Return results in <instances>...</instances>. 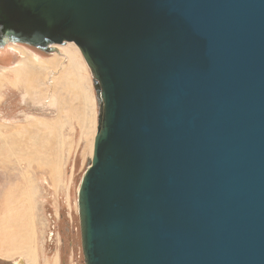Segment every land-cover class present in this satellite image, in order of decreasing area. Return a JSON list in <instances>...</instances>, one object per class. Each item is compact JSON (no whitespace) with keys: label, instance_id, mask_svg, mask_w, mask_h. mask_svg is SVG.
I'll list each match as a JSON object with an SVG mask.
<instances>
[{"label":"water","instance_id":"1","mask_svg":"<svg viewBox=\"0 0 264 264\" xmlns=\"http://www.w3.org/2000/svg\"><path fill=\"white\" fill-rule=\"evenodd\" d=\"M0 26L92 73L86 264H264V0H0Z\"/></svg>","mask_w":264,"mask_h":264},{"label":"rangeland","instance_id":"2","mask_svg":"<svg viewBox=\"0 0 264 264\" xmlns=\"http://www.w3.org/2000/svg\"><path fill=\"white\" fill-rule=\"evenodd\" d=\"M10 45H0V264H51L58 254L61 264H86L78 197L101 113L91 71L74 43L60 45V55ZM16 47L55 64L29 62L14 73L21 60ZM71 49L87 67L89 109L84 98L82 105L70 98L61 81L55 86Z\"/></svg>","mask_w":264,"mask_h":264},{"label":"bare ground","instance_id":"3","mask_svg":"<svg viewBox=\"0 0 264 264\" xmlns=\"http://www.w3.org/2000/svg\"><path fill=\"white\" fill-rule=\"evenodd\" d=\"M13 44L25 45V44H19V43H13ZM67 44H71V43H66L65 45H67ZM65 45H63V46H65ZM25 46H29V45H25ZM29 47H32V46H29ZM58 47H61V46L58 44H52V45H50V48L52 49L51 52H46L43 50H40V51L45 52V53H50V54L51 53H59L58 55H60L61 53L59 52ZM33 48H35V47H33ZM36 49H38V48H36ZM16 51L21 55L22 59L19 61V63L15 64L13 66V72L14 73H17V74L23 73V71H25V69L29 66V62H32L33 64H36V65L41 66V67H43V66L44 67H52L55 64L54 59L52 61L42 60L37 55H35L34 53L28 54L27 52H23V50H21L17 47H16ZM79 51H80L79 54L82 55V52L80 49H79ZM77 52H75V51L73 52L72 49L68 50L66 52V55H67L66 59L68 58L67 59L68 64L66 65V67L64 65V69H63L61 75L59 76L58 79L56 78L57 80L55 81V86L57 87L59 82L61 81L62 84H59V85L62 86L63 90L66 91V93L70 96V98H73V100L79 101L80 105L83 104L82 98H84L86 100V104L83 107H87L89 109V107L91 108L93 106V99H91V97H90L91 95L88 93L87 87L85 85L86 83H88L87 82L88 80L85 78L86 76L83 77V74H82L85 72V69L87 68L84 63H86L87 66H88V64L85 61L83 55L81 57H83L85 62L84 63L82 62L83 60H81V58L79 57V54ZM59 66L60 65L58 63L57 68ZM84 75H85V73H84ZM92 78H93V76H92ZM85 79H86V81H85ZM93 81H94V79H93ZM89 89H90V87H89ZM56 97L57 96L54 94L55 100H56ZM88 105H89V107H88ZM66 114L70 115L69 112H67ZM87 121L88 120H86V122ZM40 124L44 126V128L47 132L50 131V128L48 127L47 124H45V123H40ZM94 144H95V138H94ZM93 154H94V146H93ZM92 158H93V156H92Z\"/></svg>","mask_w":264,"mask_h":264},{"label":"flooded vegetation","instance_id":"4","mask_svg":"<svg viewBox=\"0 0 264 264\" xmlns=\"http://www.w3.org/2000/svg\"><path fill=\"white\" fill-rule=\"evenodd\" d=\"M13 41H11V39L9 38V37H7L6 35H4V33H3V27H1L0 26V45L2 44V43H6V45H10V44H12V45H10L9 47H10V50H11V46H13V43H12ZM5 51V50H4ZM13 51V50H12ZM2 52V51H1Z\"/></svg>","mask_w":264,"mask_h":264},{"label":"crops","instance_id":"5","mask_svg":"<svg viewBox=\"0 0 264 264\" xmlns=\"http://www.w3.org/2000/svg\"><path fill=\"white\" fill-rule=\"evenodd\" d=\"M22 59V58H21ZM59 256V257H58ZM58 256L56 257H54L53 258V261H52V263L51 264H61L60 263V259H61V257H60V255L58 254ZM46 264V263H45ZM48 264H50L49 262H48Z\"/></svg>","mask_w":264,"mask_h":264}]
</instances>
